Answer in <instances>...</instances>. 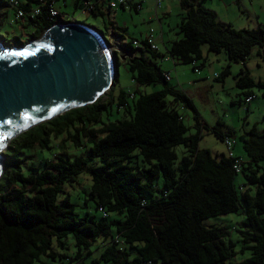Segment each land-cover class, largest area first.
I'll use <instances>...</instances> for the list:
<instances>
[{
	"label": "trees",
	"instance_id": "trees-1",
	"mask_svg": "<svg viewBox=\"0 0 264 264\" xmlns=\"http://www.w3.org/2000/svg\"><path fill=\"white\" fill-rule=\"evenodd\" d=\"M54 1L21 0L23 8L39 6L37 14L18 19L21 26L33 25L28 38H37L58 20L67 21L48 12ZM107 1L72 0V6L103 15L111 8ZM0 4L7 6L6 0ZM178 4L179 35L164 45L174 64L191 62L193 69L205 44L207 51L225 52L227 63L216 75L222 80L228 62L243 59L253 45L264 54V23L234 28L199 0ZM107 24L108 32L124 39L120 27L116 30L110 20ZM123 48L134 51L123 57L134 82H159L160 88L119 89L113 96V82L106 99L97 96L34 124L11 136L0 151V264H264V127L244 130V159L232 151L212 154L198 147L200 129L207 124L190 97L167 84L155 60L163 52L148 45L132 47L129 41ZM235 85L247 102L252 85L264 95V78L254 81L246 68L236 72ZM180 107L191 110V125L184 124ZM120 110L126 115L119 116ZM219 125L211 130L223 140L230 129ZM34 144L52 156L29 160ZM178 144L183 147L179 158ZM81 172L87 183L69 191ZM237 174L242 181L236 183ZM237 211L242 219L230 229L203 222ZM231 229L237 232L234 237L225 233ZM244 249L248 255L230 260Z\"/></svg>",
	"mask_w": 264,
	"mask_h": 264
},
{
	"label": "rangeland",
	"instance_id": "rangeland-1",
	"mask_svg": "<svg viewBox=\"0 0 264 264\" xmlns=\"http://www.w3.org/2000/svg\"><path fill=\"white\" fill-rule=\"evenodd\" d=\"M61 1V4H60ZM57 1L60 9L66 12L64 18L68 19L70 16H75L76 20L88 23L102 30L105 37L110 38L108 30L104 28V23L107 24L108 18L123 26L121 33L124 39L128 40L130 37L141 38L149 27L154 28V33L159 32V24L157 18L153 13L154 0H141L140 7L135 11L129 5L124 7H112L110 12L106 11L103 15L93 14L91 12H84L78 8H71L72 3L67 0L66 4L62 0ZM72 1V0H71ZM56 3V5H58ZM199 3L211 10L215 11L217 20L229 23L234 28L241 27H255L258 24L264 23V0H199ZM69 5L71 7H69ZM180 7L178 0H161V6L157 8V14L161 18L162 37L157 40L158 50L165 53V43L177 37L176 33L177 22L180 17ZM151 17V18H150ZM33 30V25L27 23L21 26L18 20L13 18L12 11L9 7L0 4V43L4 46L19 45L17 39L27 41L28 34ZM201 58L197 59L195 63L198 71L192 69L191 62H176L174 70L171 62L165 67V59H168V54L157 57L155 60L159 63L161 70H170L171 78L167 84L173 85L184 91L192 100V103L198 113L199 118L207 124V128H201V136L198 138L197 146L200 148H207L212 154L225 152L226 147L222 140L211 130V126L215 125L217 121L220 122L222 130L230 129L228 137L234 142L231 151L239 158H245V152L242 146V135L244 130L251 125H255L257 129L264 127V95H262V88L256 85L250 86L253 92V97L247 102L244 96L240 93V88L235 85V74L239 68H246L251 78L256 81L257 79L264 78V54L262 48L253 45L249 53L243 59L236 61H229L228 72L223 76L222 80L216 79V75L220 73L225 64L227 63L226 55L223 50L218 52L207 51L205 44H201ZM167 56L168 58H165ZM201 66H198L200 62ZM161 83L150 82L143 85H137L131 78V73L128 71L123 59H117V79L111 86L113 96H116L119 89L125 91H132L138 88L141 91H151L160 88ZM106 92L99 95V99H106ZM179 111L183 116L185 125H191L193 122L192 112L189 108L180 107ZM119 116H124V111H119ZM190 132L194 131L190 127ZM11 138V137H10ZM10 138L0 148V151L6 147ZM56 142L52 141V144ZM54 149V150H53ZM52 151H57L53 145ZM177 158L182 154L183 147L178 144L174 147ZM38 144H34L29 160L33 162H43L45 157H51L47 149L39 151ZM1 158V157H0ZM264 163V159L261 160ZM82 174V175H81ZM81 176L77 183L67 186L69 191L78 190L85 186L88 181L85 172H81ZM235 179V182L242 181L240 174ZM91 207V206H90ZM78 211L80 209L76 207ZM242 219V213L228 212L217 216H209L204 219V223H216L229 226V229L238 226ZM225 232L229 236H235L236 231L233 229ZM239 242L235 243L234 248L237 250ZM248 255V250L244 249L243 252H237L230 260L236 261Z\"/></svg>",
	"mask_w": 264,
	"mask_h": 264
},
{
	"label": "water",
	"instance_id": "water-1",
	"mask_svg": "<svg viewBox=\"0 0 264 264\" xmlns=\"http://www.w3.org/2000/svg\"><path fill=\"white\" fill-rule=\"evenodd\" d=\"M117 59L102 30L75 19L58 20L23 44L0 43V148L34 124L91 103L115 81Z\"/></svg>",
	"mask_w": 264,
	"mask_h": 264
},
{
	"label": "built area",
	"instance_id": "built-area-1",
	"mask_svg": "<svg viewBox=\"0 0 264 264\" xmlns=\"http://www.w3.org/2000/svg\"><path fill=\"white\" fill-rule=\"evenodd\" d=\"M39 1L43 4L45 3V0H39ZM107 2L110 7H116V5L118 4V5H123V6L125 5L133 6L135 9H137L140 6V2L136 0H108ZM6 4L12 11L13 18L15 20L24 18L25 15H28L31 17L34 14H37L39 12L38 5H31V6H28L27 8H23L21 6V0H6ZM160 6H161V0H154V8H158ZM85 7H90V2L85 1ZM48 12L50 13V15L58 14L60 18H64L66 15L65 11L61 12V10L54 7L51 2H49L48 4ZM72 19H73L72 16H70L68 17L67 20H72ZM109 35H110V38L106 37L108 44H109V49L111 51H114L118 57L119 56H123V57L131 56L134 54V51H128L123 48V44L126 43L127 41L130 42L132 47L142 48L144 45H148L151 49H158L156 36H155L153 27H149L148 30L144 33V36L141 38L132 37L128 40L121 39L115 34L111 33V31H109ZM193 70L196 72L198 71L196 67H194ZM163 76L165 79H170L171 78L170 71H164ZM246 99H251V96L246 97ZM222 142L224 143L226 147L227 154H231V145L233 143V140L230 139L228 136H225ZM233 166L238 167V163L235 161L233 163Z\"/></svg>",
	"mask_w": 264,
	"mask_h": 264
},
{
	"label": "crops",
	"instance_id": "crops-1",
	"mask_svg": "<svg viewBox=\"0 0 264 264\" xmlns=\"http://www.w3.org/2000/svg\"><path fill=\"white\" fill-rule=\"evenodd\" d=\"M58 1H60V0H58ZM136 1H139L140 2V5H141V0H136ZM66 2H67V0H64V1H62V3L63 4H66ZM56 3H58L57 1H54V6L55 7H57V8H59L60 9V5H59V3H58V5H56ZM69 3H72V1L70 0L69 1ZM60 4H61V1H60ZM69 7H71L70 5H69ZM128 7H133V6H128ZM140 7V6H139ZM138 7V8H139ZM72 9H73V7H71ZM101 8L103 9V11L105 10V3H103L102 4V6H101ZM112 8V7H111ZM110 8V9H111ZM114 8V7H113ZM137 8V9H138ZM109 9V12L111 11ZM133 9V8H132ZM137 9H135V11L137 10ZM60 10H62V9H60ZM134 10V9H133ZM153 13H154V16L157 18V22H158V24H159V32L157 33V34H155V36H156V41L157 40H161V37H162V25H161V23H162V21H161V18H160V16H158V14H157V8H154V4H153ZM151 18V17H150ZM108 20H110V19H108ZM111 21V20H110ZM111 23H112V26L113 27H115V29L117 30V28L118 27H120V28H122L123 26H120V25H118V24H115L114 22H112L111 21ZM106 23H104V25H105ZM106 25H108V24H106ZM118 31V33L120 34V36H123V34L121 33V30H117ZM146 32V31H145ZM143 36H144V34H143ZM136 38V37H135ZM158 45V44H157ZM165 58H168L167 56H165ZM166 63H165V67H167L168 65H169V63L171 62V65H172V67H173V70H174V63L172 62V60L170 59V57L168 58V59H165L164 60ZM170 61V62H169ZM158 65H159V63H158ZM160 66V65H159ZM161 68V67H160ZM165 71H170L169 69H167V70H165ZM175 71V70H174Z\"/></svg>",
	"mask_w": 264,
	"mask_h": 264
}]
</instances>
